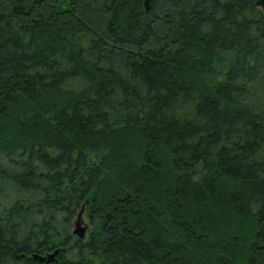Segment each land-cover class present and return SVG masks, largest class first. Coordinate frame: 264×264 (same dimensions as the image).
<instances>
[{"label": "trees", "instance_id": "16d2710c", "mask_svg": "<svg viewBox=\"0 0 264 264\" xmlns=\"http://www.w3.org/2000/svg\"><path fill=\"white\" fill-rule=\"evenodd\" d=\"M262 1L0 0V264H264Z\"/></svg>", "mask_w": 264, "mask_h": 264}, {"label": "rangeland", "instance_id": "374dc122", "mask_svg": "<svg viewBox=\"0 0 264 264\" xmlns=\"http://www.w3.org/2000/svg\"><path fill=\"white\" fill-rule=\"evenodd\" d=\"M78 221H81V224L83 227L86 228V234L84 236L83 239H86L90 233V231L93 228V225L90 222V218H89V212L87 210L86 205H84L79 212L77 213L75 219L73 220V228H72V232L74 231V229L76 228V224ZM75 235V234H73ZM75 237H77V235H75Z\"/></svg>", "mask_w": 264, "mask_h": 264}, {"label": "water", "instance_id": "95a60500", "mask_svg": "<svg viewBox=\"0 0 264 264\" xmlns=\"http://www.w3.org/2000/svg\"><path fill=\"white\" fill-rule=\"evenodd\" d=\"M261 3H263V1L261 0ZM73 234L77 235L78 238L83 239L85 234H86V228L82 226L81 221H78L76 224V228L73 231ZM58 251H55L51 254H49L48 256H43L40 254H34L33 258L40 260V261H47V262H52L53 260H55V256L57 254Z\"/></svg>", "mask_w": 264, "mask_h": 264}]
</instances>
